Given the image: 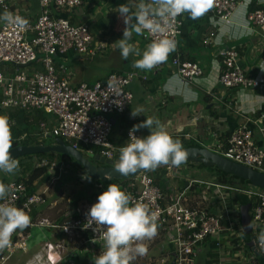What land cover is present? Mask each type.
<instances>
[{"label": "built area", "instance_id": "1", "mask_svg": "<svg viewBox=\"0 0 264 264\" xmlns=\"http://www.w3.org/2000/svg\"><path fill=\"white\" fill-rule=\"evenodd\" d=\"M39 1L41 15L35 23L27 21V25L19 29L4 22L0 28V65L27 68L40 64L33 69L31 75L16 71L11 77H7L0 70V108L6 111H44L55 117L57 122L50 130H45V124L41 125L44 130L41 140L47 137L62 139L86 156H99L116 163L120 147L111 142L114 128L112 119L123 116L132 105L133 94L129 91V86L136 76L112 74L105 82L82 84L73 88L70 74H62L57 70L56 57L75 53L80 57L91 58L96 51L105 50L107 45L94 42L88 25L75 26L68 20L53 15V11L59 13L66 9L81 8L84 4L82 0ZM242 3L243 0H214L209 12L220 21L228 23ZM0 11L10 12L14 17L26 20L22 14L12 10L10 0H0ZM183 18L184 15L177 17L168 28V36L177 42L176 51L170 54L171 64L182 80L192 84L203 77L204 70L197 64L182 59L178 51ZM247 21L259 29L264 37V9L249 13ZM144 37L148 44L159 38L157 35L149 37L147 34ZM213 37L214 34H211L204 43L210 44ZM220 55L223 72L219 83L223 88L264 91V76L250 77L244 73L236 47L223 49ZM163 65L164 63L155 68L159 70ZM212 98L218 100L214 96ZM136 135L141 137L138 132ZM255 135L264 142V115L256 120L246 119L232 133L227 145H218L217 148L225 159L264 173V149L258 145ZM38 167H49L50 174L58 169L60 172L66 170L65 167L59 168L56 163L50 164L48 161H42ZM161 168L165 169V176L177 177V167L168 164ZM78 178L85 188L93 185L85 173H79ZM123 182L127 184L123 190L132 196V202L147 205L158 217L157 235L151 240L143 241L148 248L147 254L137 257L132 264L151 261L156 246L163 240L169 244L170 250L166 257L161 258V264H198L202 249L209 242L215 244L214 247L222 255L232 257L220 259L219 264H258L256 259H264V243L259 239L264 233V191L261 188L254 186L248 191H241L217 183L190 180L182 188H169L164 192L149 173ZM12 185V194L2 202L22 208L31 217V225L13 234L12 247L0 250L1 264L7 263L16 252L27 255L33 249L37 251L26 264H81L83 258L94 264L96 257L106 250L103 233L99 229L94 232L95 225L84 228L87 213L97 199L92 203L83 201L84 203L67 211H57L58 215L62 214V221L58 222L50 216L34 217V209L47 204L50 198L47 191L40 190L28 195L27 186L23 183ZM95 187L101 189L99 185ZM229 192L242 193L257 200L251 218L255 255L249 256L245 252L241 236L244 232L241 211L237 213V225L228 204ZM64 197L65 194L62 193L61 199ZM217 198L220 199L219 208L214 201ZM61 204L62 202L57 201L52 209L55 210ZM36 229L44 233L34 238L32 231ZM232 239H241L243 247L233 251ZM37 255L39 260L34 259Z\"/></svg>", "mask_w": 264, "mask_h": 264}, {"label": "crops", "instance_id": "2", "mask_svg": "<svg viewBox=\"0 0 264 264\" xmlns=\"http://www.w3.org/2000/svg\"><path fill=\"white\" fill-rule=\"evenodd\" d=\"M82 1L84 4L79 9H66L59 13L53 11V15L66 19L75 26L88 25L94 42L96 44H106L107 47L105 50L96 51L91 58L80 57L75 53L58 56L56 57L57 70H60L62 74H70V83L73 88H77L82 84L93 85L105 82L112 74H134L136 76L129 86V91L133 94L132 105L123 116L113 117V132L116 134L114 145L119 146L118 143L122 137V132L120 131L122 121H125L124 126L131 129L133 125L142 123L146 118L154 117L159 119L173 138H178L184 143L192 141L200 149L221 155L217 148L218 145L225 147L232 133L246 119L256 120L264 115V91L240 88L225 89L219 83L223 72L220 52L231 47L238 49L240 65L247 76H264V37L259 29L250 25L247 21V16L252 12L253 8H257L256 10L264 9V0H243L242 5L236 9L231 21L228 23L220 21L209 11L196 20L184 14V26L178 42V51L184 60L193 62L204 70L203 77L192 84L182 80L177 75L176 70L171 65V56H169L161 69L153 68L150 71H142L133 67L134 61L140 59V56H130L125 60L121 57L119 49L114 45L116 41L123 38L125 27L123 20L118 17L116 8L127 3L135 11L139 3L151 2V0ZM10 4L12 10L22 14L29 23H35L41 15L39 0H10ZM2 13L0 11V14ZM4 22L0 20V28ZM211 34H214L211 43L205 44L204 41ZM130 42L136 45L141 54L148 45L144 35H136L135 33ZM98 54H100V57L97 62ZM102 60L108 63L106 76L98 75L93 71L92 63L101 64ZM6 65H0L2 67L0 70L7 77H11L16 71L31 75L33 69L40 66L37 63L36 66L30 67V72H27L28 67L20 68ZM193 86L197 89L196 91H193ZM212 96L218 100H214ZM137 109H143V111L138 116L132 117V111ZM19 111L24 112L19 113ZM0 116H6L12 127H24L26 131L30 130L33 136L32 139H36L40 143L46 142L48 144L51 140L55 144L57 142L54 137H47L45 140H41V136L44 133L41 125L45 124V130H50L57 122L55 117L46 114L44 111L21 109L6 111L0 108ZM138 133L141 136H147L150 131L141 129ZM32 139L30 143H32ZM255 139L259 146L264 149V142L257 135H255ZM186 164H188L189 170H192L191 165H195L189 162H186ZM58 166L59 168L63 166L67 169L64 164ZM161 171L165 172V169L152 170L150 175L154 173L157 175ZM197 171L194 174L189 171L191 176L183 178L182 185H177L175 178H169L164 175L162 182L166 187L165 192L169 188H182L187 181L199 180L195 178V174H200L202 171ZM53 174L55 177L60 176L62 178L65 175L68 179L73 178L70 171L67 170L60 172L58 169ZM76 176L78 178V174ZM199 181L210 182L207 180ZM212 183H215V181ZM61 198L62 196L55 200L51 199L52 201L49 200V202L47 200L45 206L35 208L34 217H46L45 213L51 212L52 215L48 216L61 222L62 214L58 215L57 211H60L62 207L58 206L55 210L52 209L57 201L60 203L65 200V198ZM230 209L234 222L239 225L237 213L241 209L238 205H234ZM222 258L231 259L232 257L222 255L216 249L214 250L211 246H207L202 249L198 264L200 261H204L205 264H219ZM256 260L258 264H264L263 258ZM84 261L90 264L89 259L83 258L81 263ZM8 262L5 264H8Z\"/></svg>", "mask_w": 264, "mask_h": 264}, {"label": "clouds", "instance_id": "3", "mask_svg": "<svg viewBox=\"0 0 264 264\" xmlns=\"http://www.w3.org/2000/svg\"><path fill=\"white\" fill-rule=\"evenodd\" d=\"M213 3L214 0H151L139 3L135 11L129 4H122L116 11L125 25L123 38L114 45L125 60L130 56L141 57L134 61V68L150 71L166 62L170 54L176 51L177 42L167 34L170 24L184 14L196 20L204 16L213 7ZM0 20L19 29H23L28 23L27 20L19 16L14 17L7 11L0 14ZM134 33L147 34L149 37L157 35L159 38L151 40L141 54L136 45L130 42ZM141 111L143 109L132 111V117L138 116ZM141 129H148L150 134L138 137L136 133ZM128 141L120 147L118 161L114 165L115 172L123 177L141 170L164 169L158 168L161 165L171 164L178 168L188 159L187 150L181 141L174 139L159 119L154 117H148L142 123L133 125L129 130ZM11 148L12 132L9 119L0 116L2 173L15 174L19 169V161L12 156ZM84 156L86 157L85 154ZM146 173L150 175V171ZM13 189L14 185L0 182V250L12 247L13 234L31 225V217L22 208L2 202L9 198ZM40 190L41 188L38 191ZM49 200L51 199L48 198V202ZM132 200V196L122 190L120 185L109 184L89 209L84 228L95 225L93 231L99 229L103 233L106 249L96 257L94 264H132L137 257L147 254L148 248L143 241L151 240L157 235V213L150 211L147 205L141 202L133 203ZM250 215L252 217V212ZM259 239L264 243V233ZM34 259L39 260L40 257L37 255ZM153 259L159 260L154 256Z\"/></svg>", "mask_w": 264, "mask_h": 264}, {"label": "trees", "instance_id": "4", "mask_svg": "<svg viewBox=\"0 0 264 264\" xmlns=\"http://www.w3.org/2000/svg\"><path fill=\"white\" fill-rule=\"evenodd\" d=\"M256 9L257 8H253L252 12H254ZM171 61H172V59H171ZM164 65H165V62H164ZM23 112L24 111H19V113H23ZM124 122L125 121H122L121 130H120L122 132L121 133V136H122L121 140L118 143L120 147L124 146L127 143V132L130 129L129 127L123 125ZM10 127H11V132H12V148L10 150L17 148V147H22V146H24V147L41 146V145L51 146V145H49V143L48 144L46 142L40 143L38 140L32 139L33 136L30 133V130L26 131L24 129V127H19V128L18 127L15 128L12 126H10ZM31 139L33 140L32 143H30ZM174 139H178V138H174ZM57 140H62V139H57ZM62 141L65 142L64 140H62ZM181 143H182L183 147L186 149L191 148V147L200 148L196 143H194L192 141L185 142V143L181 141ZM66 144H68V143H66ZM59 155H60L59 156L60 158L65 157V155H62V154H59ZM60 158H57L55 153L35 154V155H28V156L20 157L17 159L19 161L18 171L15 174H7V173L0 172V182L5 183L8 181V182H12V183H23L24 185L27 186V194L33 195L42 187V185L44 183H46V181L48 179H51V176H50L51 174L49 173V167H38V165L42 161H48V162H50V164L58 162L59 165H61L62 161L60 160ZM58 159L60 160L61 163L59 162ZM92 160H94V159L92 158ZM94 163H96V162H94ZM200 166H201V168H207L204 165H200ZM67 171H70V170H68V168H67ZM70 173L73 176L72 171H70ZM79 173H85V171L83 170V167L80 164H78L77 170L75 171V175H77ZM154 174L156 175V173H154ZM154 174L151 176L154 178L155 184L157 186H159L165 192L166 187L163 185V182H162L164 175H165V172L161 171L156 176ZM217 176L218 177H217V180L215 181V183L226 186V187H230L232 189H237V190H241V191H248L249 190L248 186L250 185V187H251L250 183L248 186H246V184L244 183L245 182L244 180L237 179L233 175H224L221 171L220 172L218 171ZM87 177H88V175H87ZM89 178L90 177H88V179ZM90 181L96 184V180L90 178ZM12 183H6V184H12ZM98 183H99V186H101V189H97L91 185L90 187H88V191L82 192L79 196H77L76 198L73 199V202H71V206L77 207L79 202H81V201H87L89 203L94 202L95 199H97L98 196L106 190V188L109 184H118L121 186L122 190L127 185L125 182L119 181V180H115L112 182L102 181V182H98ZM228 197H229V200H228L229 208H232L234 205H238L240 209H243V208H246L249 206L250 212H252L253 208L257 204V200L255 198L250 199L248 196H246L245 194H242V193H235V192L231 193V192H229ZM214 201H215V204L217 205V208H219L218 206L220 204V199L217 198ZM230 204H231V206H230ZM241 236H242L244 243H245V245L244 244L243 245L245 247L246 254L249 256L252 255L253 249H252V247H248L247 244L250 242H253V240H254L253 232H251L250 234H245L244 232H242ZM240 240L241 239H232L231 240L232 247L234 248L233 251H238V250H240L241 247H243L242 242ZM207 245L208 244H206V246ZM208 246L209 247L211 246V248H213L214 250L216 249L215 244H212L210 242H209ZM81 264H87V262L86 263L82 262Z\"/></svg>", "mask_w": 264, "mask_h": 264}, {"label": "water", "instance_id": "5", "mask_svg": "<svg viewBox=\"0 0 264 264\" xmlns=\"http://www.w3.org/2000/svg\"><path fill=\"white\" fill-rule=\"evenodd\" d=\"M2 65V64H1ZM114 123V119H112ZM188 159L186 162L204 165L206 167H216L224 175H233L237 179L248 181L252 186L262 188L264 190V173L255 171L253 169L247 168L243 165L236 164L231 162L219 154H214L208 150L200 148H187ZM12 156L15 159H18L23 156L35 155V154H49V153H58L62 155L69 156L78 162L84 169L85 173L92 179L98 181L112 182L115 180L123 181L126 179L137 178L148 171L151 170H141L140 172L123 177L119 173L115 172L114 161L105 160L99 156H96L93 162L86 159V157L80 152L73 149L71 146L63 142L62 140H57L56 144L53 146H31V147H17L10 150ZM94 162L105 164L107 167L98 168L94 165ZM164 165L159 166L158 168L163 167ZM156 168V169H158ZM241 218L242 225L245 234H250L251 227V215L250 207L241 209ZM248 247L253 248V242L247 244ZM255 251V249L253 248ZM2 254L0 253V257Z\"/></svg>", "mask_w": 264, "mask_h": 264}, {"label": "rangeland", "instance_id": "6", "mask_svg": "<svg viewBox=\"0 0 264 264\" xmlns=\"http://www.w3.org/2000/svg\"><path fill=\"white\" fill-rule=\"evenodd\" d=\"M251 25V24H250ZM100 54H98L97 56V62L99 60ZM97 62L92 63V67H93V71L96 72V74L98 75H102V76H106V72H107V68H108V63L105 60H102L101 64H98ZM6 66H9V64H7ZM3 66V67H6ZM2 69V67H0ZM23 70V69H22ZM27 72H30V67L27 68ZM91 81V80H89ZM194 88V86L192 87V89ZM196 91L197 89L194 88L193 91ZM116 129V128H115ZM116 131V130H115ZM115 137L116 134L113 132L112 136H111V142L114 144L115 142ZM54 141H49V145H54L55 143H53ZM57 158H60L58 153H55ZM83 154V153H82ZM84 155V154H83ZM86 159H88L89 161L93 162L91 157H87ZM59 160V159H58ZM57 160V161H58ZM60 160L62 161L61 165H65L67 168H69L70 171H72L73 173V178L72 179H68V177H55L54 174H51V179H48L46 181V183H44L41 187V191H47V195L50 197V199L55 200L56 198H59L61 195V193L65 194V200L62 201L61 204V209L63 211H67L69 208H71V202H73V199L76 198L77 196H79L82 192L88 191V188L83 187L82 182L80 181L79 178H77V176L75 175V171L77 170L78 167V162H76L73 158L66 156L60 158ZM59 160V162H60ZM56 164L59 165L58 162H55ZM61 163V162H60ZM94 165L98 168H105L107 167L105 164H101V163H94ZM192 170L188 169V164L184 163L183 165L180 166V168H177V177H175V182L178 184H183L184 179L183 178H187V176H191V173H195L199 171L200 174H195V178L199 179V180H207L210 182L216 181L217 180V173H218V169L216 167H207V169L205 168H199L201 167L200 165H191ZM205 169V170H204ZM217 169V170H216ZM67 170V169H66ZM83 170L85 171V169L83 168ZM191 173H190V172ZM207 171V173H205ZM220 172V171H219ZM4 181V180H3ZM44 181V180H43ZM42 181V182H43ZM98 182H102V181H96V184L93 183V187H95V185H99ZM5 183H12V182H5ZM246 184V186L249 185L248 181L244 182ZM181 184V185H182ZM249 189H251L252 186L250 187V185L248 186ZM49 188V189H47ZM51 200V201H52ZM84 203L83 201L79 202V204ZM231 210V209H230ZM47 216L48 215H52L51 212H47L45 213ZM33 237L36 238L38 235H42L44 232H40L39 230H33ZM229 246V245H228ZM170 250L169 244L166 243L164 240L160 242L159 245L156 246V249L153 252V256L156 259L159 260H155L152 259L151 261H145L142 264H161L160 260L161 258H164L167 256L168 252ZM36 249H33V251L30 254H23L22 252H16L12 257H11V261L8 262V264H26L34 255V253L36 252ZM152 251V250H151ZM86 263V261H84ZM199 264H205L204 261H200Z\"/></svg>", "mask_w": 264, "mask_h": 264}]
</instances>
